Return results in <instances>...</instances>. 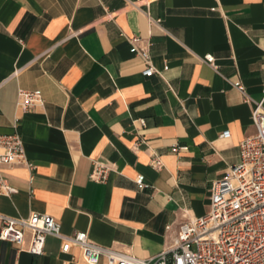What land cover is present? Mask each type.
Instances as JSON below:
<instances>
[{
  "label": "crops",
  "instance_id": "obj_1",
  "mask_svg": "<svg viewBox=\"0 0 264 264\" xmlns=\"http://www.w3.org/2000/svg\"><path fill=\"white\" fill-rule=\"evenodd\" d=\"M131 34L150 40L162 75L141 73ZM18 87L38 88L42 104L16 108ZM258 100L264 108V0H0V133L17 116L34 163L30 192L26 167H3L15 191L0 194V212L48 213L63 234L85 230L94 242L151 256L181 207L205 211L210 181L254 130ZM91 158L112 163L104 181L88 178ZM137 173L146 186H136ZM60 244L46 235L35 254L0 239V264H90Z\"/></svg>",
  "mask_w": 264,
  "mask_h": 264
},
{
  "label": "built area",
  "instance_id": "obj_2",
  "mask_svg": "<svg viewBox=\"0 0 264 264\" xmlns=\"http://www.w3.org/2000/svg\"><path fill=\"white\" fill-rule=\"evenodd\" d=\"M149 20L156 24L159 22V18ZM125 37L129 42V51L139 56L143 64L141 73L162 75L166 65L157 68L152 64L150 40L135 34ZM201 59L215 67L210 53H204ZM235 86L248 100L242 84L236 82ZM42 101L38 88H17L16 108L26 111L41 105ZM250 118L254 130L238 141L237 160L228 164L220 177L210 181L205 211L192 215L187 208L181 207V218L173 234L163 248L151 256L141 257L124 249L94 242L85 230L63 234L58 220L43 212L26 215L0 212V239L11 242L16 250L38 254L42 252L44 237L54 235L61 240V250L77 246L81 259L90 264H264V108L260 100L253 102ZM132 121L139 126L144 123L141 117ZM16 124L17 116H14L13 130L0 133V194L3 195L15 191V186L3 173V167L14 164H21L29 170L26 182L28 191H31L34 163L25 155ZM218 135L227 137L228 129H222ZM140 141L135 139L132 146L136 148ZM185 148L186 145L170 146L172 152ZM149 163L154 167L161 166L156 154H152ZM112 169V163L91 158L88 178L104 181ZM134 181L138 188L146 186L140 173L135 174ZM169 228L170 224H165L164 229Z\"/></svg>",
  "mask_w": 264,
  "mask_h": 264
}]
</instances>
